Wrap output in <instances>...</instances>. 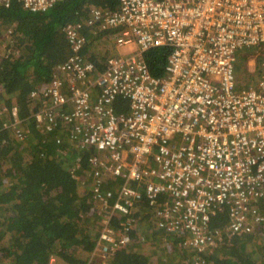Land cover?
<instances>
[{
	"label": "built area",
	"instance_id": "obj_1",
	"mask_svg": "<svg viewBox=\"0 0 264 264\" xmlns=\"http://www.w3.org/2000/svg\"><path fill=\"white\" fill-rule=\"evenodd\" d=\"M17 1L39 12L60 0ZM119 1L67 26L74 53L32 90L29 113L17 103L0 111L3 128L24 136L34 119L46 140L60 122L92 149L79 168L93 178L101 216L97 256L124 249L130 237L111 217L132 214L143 198L161 229L198 251L229 233L264 235V0ZM86 25L106 31L118 51L103 69L84 53ZM249 46L258 79L239 90L236 53ZM159 47L170 48L161 76L145 57ZM9 57L0 40V71Z\"/></svg>",
	"mask_w": 264,
	"mask_h": 264
},
{
	"label": "trees",
	"instance_id": "obj_2",
	"mask_svg": "<svg viewBox=\"0 0 264 264\" xmlns=\"http://www.w3.org/2000/svg\"><path fill=\"white\" fill-rule=\"evenodd\" d=\"M119 2L60 0L39 12L26 9L17 0L8 7L0 6V40L6 41L10 50L0 71V85L4 87L0 111L17 102L23 112L29 113L32 90L45 85L54 69L73 52L67 26L90 20L92 8L115 11ZM83 32L89 39L84 53L103 69L100 57L91 48L92 39L107 32L94 25H86ZM244 50L247 60L255 53V47ZM169 53L167 47L146 53L154 75L164 74ZM5 120L0 118V264H51L55 257L68 264H92L96 260L101 264H151L154 255L149 247L154 242L160 249L157 263L161 264H264V235L229 233L212 251H198L186 244L183 236L166 233L158 226L146 198L132 214L115 213L111 217V226L130 237L124 249L105 258L94 255L98 253L103 226L93 194V178L79 168L80 163L86 167L92 149L82 148L60 122L45 140L34 119L28 122L30 129L24 130L25 146L21 147L19 140H10L16 134L3 128ZM107 187L114 188L115 183ZM221 223L218 216L212 226ZM158 231L165 232L164 245ZM139 237L148 239L144 251L135 249V239Z\"/></svg>",
	"mask_w": 264,
	"mask_h": 264
},
{
	"label": "rangeland",
	"instance_id": "obj_3",
	"mask_svg": "<svg viewBox=\"0 0 264 264\" xmlns=\"http://www.w3.org/2000/svg\"><path fill=\"white\" fill-rule=\"evenodd\" d=\"M93 43V47L91 48V52L94 54H97V56L100 57V61L102 63H104V61L111 55L118 53L117 49L115 48L114 45V41L112 38H110V35H101L99 37H96L94 39H92ZM127 50H122V52H125ZM87 54V53H86ZM91 54V53H89ZM88 55V54H87ZM236 57H237V89H241L243 87H246L247 85L253 84L257 81L258 79V68L256 70H253V68L255 66L258 65L259 67V58L256 61L250 62L246 59V53L244 49H240L237 51L236 53ZM251 76L253 78H251ZM2 87V85H1ZM4 88V87H3ZM17 103V102H15ZM0 118H2L1 114H0ZM16 137L12 138L10 140L12 141H16L19 140L18 144H20V146H25V144L22 142L23 141V136H19V133H15ZM27 156V154H26ZM92 188H93V184H92ZM144 220H141V222ZM160 230V229H159ZM161 231V230H160ZM158 231V232H160ZM258 233V232H257ZM165 232H160L159 233V239H163L162 245L165 244V242L167 241V237L164 236ZM148 239L145 237H139L137 239H135V243H136V250L137 251H144L146 249L145 245L147 243ZM151 243V242H150ZM149 250L152 251L154 258H153V262L151 264H161V263H157V257L160 253V249L157 248V243L154 242V244L152 246L149 247ZM96 256H93L92 254V258H95ZM97 258V257H96ZM98 259V258H97ZM99 260V259H98ZM51 264H68L67 262H65L64 260L60 259V258H53L51 261ZM92 264H101V262H98L97 260L95 262H93Z\"/></svg>",
	"mask_w": 264,
	"mask_h": 264
},
{
	"label": "clouds",
	"instance_id": "obj_4",
	"mask_svg": "<svg viewBox=\"0 0 264 264\" xmlns=\"http://www.w3.org/2000/svg\"><path fill=\"white\" fill-rule=\"evenodd\" d=\"M263 206V205H262ZM263 209H264V207H263ZM94 254V253H93ZM95 255V254H94Z\"/></svg>",
	"mask_w": 264,
	"mask_h": 264
},
{
	"label": "bare ground",
	"instance_id": "obj_5",
	"mask_svg": "<svg viewBox=\"0 0 264 264\" xmlns=\"http://www.w3.org/2000/svg\"><path fill=\"white\" fill-rule=\"evenodd\" d=\"M250 58H251V57H250ZM250 58H249V59H250ZM248 63H249V62H248Z\"/></svg>",
	"mask_w": 264,
	"mask_h": 264
}]
</instances>
